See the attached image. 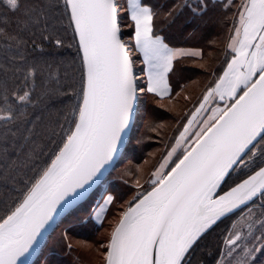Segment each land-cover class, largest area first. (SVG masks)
<instances>
[{
    "label": "snow or ice",
    "instance_id": "snow-or-ice-1",
    "mask_svg": "<svg viewBox=\"0 0 264 264\" xmlns=\"http://www.w3.org/2000/svg\"><path fill=\"white\" fill-rule=\"evenodd\" d=\"M0 2V264H32L57 217L103 182L139 97L168 96L178 58L201 57L161 33L185 10L203 18L209 3ZM235 7L222 71L178 121L147 186L125 201L104 264H264V0ZM113 200L104 196L91 215L102 220Z\"/></svg>",
    "mask_w": 264,
    "mask_h": 264
},
{
    "label": "trees",
    "instance_id": "trees-1",
    "mask_svg": "<svg viewBox=\"0 0 264 264\" xmlns=\"http://www.w3.org/2000/svg\"><path fill=\"white\" fill-rule=\"evenodd\" d=\"M122 9L126 10L125 0H119ZM147 2L155 5H164L165 7L170 6L172 3H176L177 0H147ZM189 3L192 5V8H195L199 0H189ZM209 10L205 13L203 18L193 16L191 14V10H185V14L181 16L177 22V25L172 28L165 27L163 29L164 35H167L169 39L166 41L170 44L171 47H196L200 48L202 55L200 58H192V57H184L183 59L178 58V63L176 64V71L170 75V86L171 93L168 97L159 98L151 93H146L143 96L145 99V110L141 107V111L143 112L144 118L142 120L141 128L138 131V135L136 137L137 145L140 147L139 156L143 155L144 152L148 149V141L146 139L149 137V132L151 129H155L157 127L160 128V122L162 120L173 122L172 128L167 130H160V142H164L165 139L170 138L172 136V132L174 128L179 124L178 121H182L186 116L188 111L193 107L196 100L199 98L202 90L210 85L212 80V72L216 71L217 74L222 71V66L225 63V42L229 34V28L232 23L233 13L236 11V5L240 3V0H232V7L230 10H224L222 5L227 4L228 0H208ZM215 4V7L212 5ZM4 11L3 3L0 2V13ZM122 18L127 21V16L125 12L121 13ZM125 41L129 43L132 48V40L130 39L132 34V29H125ZM3 42H0V48H2ZM216 46V47H215ZM210 53H213L210 54ZM69 59H71L75 52L74 50L69 49L64 53ZM134 58H137V69L138 74L141 76V86L145 87L144 78L142 75V65L140 64L139 56L132 52ZM205 65L206 67H201V65ZM199 69L202 79L198 80L196 77V70ZM61 76L63 77V70L61 71ZM193 79V83L197 87V93L193 98H189L187 95V99L185 97L180 99V96L183 91L187 94H191L194 92L192 87H189V82ZM188 87V89H185ZM185 89V90H184ZM187 90V91H186ZM179 93V95H177ZM185 95V94H184ZM183 96V94H182ZM181 100L182 108L177 110L175 108H171V106L166 105H158V103L167 102L166 104H170V102L174 100ZM149 101L154 102L153 104L149 103ZM2 99H0V106H2ZM65 103H68L67 101ZM57 108L61 107L59 104L56 105ZM140 107V104H139ZM139 110V109H138ZM62 115V113H61ZM57 117V113L53 110L49 116L48 112H45L46 119L55 120ZM132 132V130H131ZM130 132V134H131ZM4 147L2 141H0V149ZM9 151L11 152V146L9 145ZM137 155V154H136ZM138 156V155H137ZM157 157L155 158L156 161ZM154 161V162H155ZM4 161L0 158V171L3 170ZM129 171H133L134 168L131 166L128 167ZM125 181L130 180L128 173H124ZM117 187L118 195L123 196L126 194L128 189L127 185L121 183H109L108 189L113 188V186ZM96 190V189H95ZM93 194L89 195L86 199L88 201L91 199ZM85 201L81 204L84 205ZM79 205L76 208V215L85 214L86 211L84 208H79ZM231 219V218H230ZM229 220L222 221L216 229H214L215 233H220L221 230H226L228 226ZM77 221L75 222L77 229L80 231V237L85 239L92 240V235L94 232L95 226L88 218L85 222H81V219L77 217ZM118 221V220H117ZM116 221V222H117ZM99 227V226H98ZM100 228V227H99ZM97 229V231L99 230ZM79 233V232H78ZM77 234V233H76ZM213 234V235H214ZM78 236V235H77ZM211 239V243L215 245L218 241L214 238H206ZM53 251L49 253V255L44 259L43 264H86L81 258L80 255L75 251L74 244H67L64 238L61 235L56 236L52 240ZM71 246L69 248V246ZM56 255V256H55ZM200 256V253H197V257ZM207 259V257H203ZM33 264V263H32ZM104 264V263H103Z\"/></svg>",
    "mask_w": 264,
    "mask_h": 264
},
{
    "label": "rangeland",
    "instance_id": "rangeland-1",
    "mask_svg": "<svg viewBox=\"0 0 264 264\" xmlns=\"http://www.w3.org/2000/svg\"><path fill=\"white\" fill-rule=\"evenodd\" d=\"M216 47V46H215ZM132 54V53H131ZM213 55V53H210ZM137 65V63H136ZM137 68V67H136ZM137 76L140 80V83L142 81L141 76L137 72ZM193 77H196V79L200 80L202 79V75L200 73V70H196V75ZM192 87L191 94H187L185 91L182 92L180 99L183 97L189 96V98H193L197 93V87L195 86V83H193V79L189 82V87ZM185 89H188L186 87ZM184 89V90H185ZM187 91V90H186ZM185 94V95H184ZM201 96V95H200ZM146 99V98H145ZM143 96L139 97L137 101V107L134 114V120L131 127V134L129 133L127 143L118 158L117 162L111 169L110 173L106 176V178L103 180V182L94 190L91 194L92 197L88 201L86 199L84 201L85 204L81 205L79 208H84L86 213L76 215L75 211L76 208L72 209L69 213L66 214L65 217L62 218V220L56 225V227L53 229V231L48 236L45 245L42 247L40 253L34 260L33 264H43L44 259L53 251L52 246V240L58 236L61 235L67 244H74L75 251L80 255V258L86 263V264H103L104 263V256L103 253L106 250V243L107 238L111 232V229L114 225V223L119 219V213L123 210L125 207V201L129 200V198L138 191L136 188V184L139 183L140 186L146 187L147 180L150 178V173L153 170V166L158 163V161L162 158V154H166L164 152L166 146L170 147V140L174 139L175 134H177L178 128L182 127V123H179L172 132V136L170 138H166L164 142H160V130H166L164 132H167V130L170 131V129L173 126V122L171 121H165L162 120L160 122V128H155L156 130L153 131V129L150 130L149 137L146 139V142L148 141V149L146 152L143 153V155L139 156L140 147L137 145L136 137L138 135V131L141 128V122L144 118L143 112L141 111V107H143V110H145V100ZM174 100L170 102V104H166L167 102L158 103V105H166L171 106V108H175L177 110H180L182 108L181 100ZM199 98L196 100L195 103H198ZM149 103L153 104L154 102L149 101ZM140 104V107H139ZM193 108V107H192ZM192 108L190 110H192ZM139 109V110H138ZM141 109V110H140ZM190 110L188 112H190ZM188 114V113H187ZM138 156H137V155ZM157 157L156 161L155 158ZM155 161V162H154ZM131 166L134 168L133 171H129L128 167ZM128 173V176L130 177V180L125 181V178L123 177L124 174ZM109 183H121L124 185H127L128 189L126 191V194L123 196L118 195L117 187L112 185L113 188L108 189ZM90 194V195H91ZM111 194L114 197L113 202L108 205L105 209V212L103 214L102 220H97L91 213L93 212L94 208L98 207L100 203H102V198L106 195ZM80 218L81 222H85L88 218L91 220L93 225L96 229H94L92 240L85 239L83 237H80L81 234L80 231L77 229L76 225V219ZM100 228H99V227ZM228 226H230V222L228 223ZM99 230L97 231V229ZM106 229V233H102V231ZM79 232V233H78ZM77 233V234H76ZM78 235V236H77ZM69 246V245H68ZM91 253H97V261L95 262L93 259H91ZM56 256V255H55ZM66 264V263H62Z\"/></svg>",
    "mask_w": 264,
    "mask_h": 264
},
{
    "label": "water",
    "instance_id": "water-1",
    "mask_svg": "<svg viewBox=\"0 0 264 264\" xmlns=\"http://www.w3.org/2000/svg\"><path fill=\"white\" fill-rule=\"evenodd\" d=\"M135 114V113H134ZM133 120H134V117H133ZM132 124H133V121L130 125V127L128 128L127 130V133L125 135V138H124V141L123 143L121 144L120 146V150L115 158V160L109 165V167L105 170V173H104V178L103 180L106 178V176L110 173L111 169L113 168V166L115 165V163L117 162L118 158L120 157L126 143H127V139H128V136H129V133H130V130H131V127H132ZM101 184V183H100ZM98 184L97 186H94L93 190L88 194V196L100 185ZM87 196V197H88ZM87 197H85L84 199L80 200L76 205H74L73 207H71L70 209H68L66 212H64L62 215H60L59 217H57V220L53 223V226L51 228H49L48 232L45 233L44 237L42 238V243H41V246H40V249L39 251L36 253V255L32 258V263L34 262V260L36 259V257L38 256V254L40 253L42 247L45 245L46 243V240L48 238V236L50 235V233L53 231V229L56 227V225L62 220L63 217L66 216L67 213H69L72 209H74L75 207H77L79 204H81Z\"/></svg>",
    "mask_w": 264,
    "mask_h": 264
},
{
    "label": "crops",
    "instance_id": "crops-1",
    "mask_svg": "<svg viewBox=\"0 0 264 264\" xmlns=\"http://www.w3.org/2000/svg\"><path fill=\"white\" fill-rule=\"evenodd\" d=\"M125 4H126V8H127V0H125ZM228 39H229V34H228V37H227V39H226V42H225V53H226V44H227V41H228ZM181 48H196V47H181ZM200 49V48H199ZM201 50V49H200ZM132 52L134 53V54H136V55H138L139 56V53H137L136 51H135V48H134V41L132 40ZM201 54H202V52H201ZM188 57H192V58H200V57H195V56H188ZM139 59L141 60L142 58H140L139 57ZM140 64L142 65V72H143V68H144V65L140 62ZM143 78H144V82H145V87H146V77H144L143 76ZM208 86H210V85H208ZM207 87V86H206ZM206 87L203 89V90H205L206 89ZM202 90V91H203ZM171 93V92H170ZM202 94V92L200 93V95ZM170 95V94H169ZM168 95V96H169ZM199 95V98H201V96ZM168 96H165V97H168ZM160 98V97H159Z\"/></svg>",
    "mask_w": 264,
    "mask_h": 264
},
{
    "label": "bare ground",
    "instance_id": "bare-ground-1",
    "mask_svg": "<svg viewBox=\"0 0 264 264\" xmlns=\"http://www.w3.org/2000/svg\"><path fill=\"white\" fill-rule=\"evenodd\" d=\"M102 233L104 234V233H106V229H104L103 231H102ZM91 259H93L95 262L98 260L96 257H97V253H91Z\"/></svg>",
    "mask_w": 264,
    "mask_h": 264
}]
</instances>
